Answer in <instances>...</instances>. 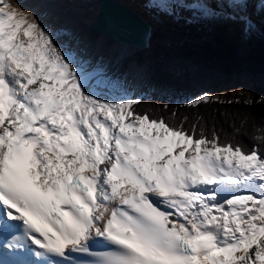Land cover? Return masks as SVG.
I'll list each match as a JSON object with an SVG mask.
<instances>
[{
  "label": "bare ground",
  "instance_id": "obj_1",
  "mask_svg": "<svg viewBox=\"0 0 264 264\" xmlns=\"http://www.w3.org/2000/svg\"><path fill=\"white\" fill-rule=\"evenodd\" d=\"M90 1L0 0V14H4L0 16V89L3 92L0 97V178L11 163L15 143L25 142L33 136L34 148L27 171L34 182L47 187L69 172L77 173L82 169L94 178L99 198L94 234L103 235L113 228L120 220L122 210L145 195H155L167 205H172L174 197L191 195L195 201L185 209L175 208L171 223L179 226L180 216L199 222L201 219V226L214 232L218 245L216 250L200 257L196 264H264V217L255 214L260 206H264V187L261 193L255 194L252 189L260 188L243 182L247 173H234L233 167L224 164L216 168L208 159L203 163L200 150L192 141L187 152L180 151L172 139L146 143L137 137L126 139L129 142L123 143L122 150L116 149L115 141L120 136L117 123L122 116L97 111L94 115L81 103L78 106L71 103L74 107L66 101L55 104L52 94L40 90L31 94V81L42 69H52L53 65L48 60L42 65L39 51L27 45L34 30L44 21L50 22L49 26L65 23L67 28L70 25L76 28L82 18L87 19L91 29L89 24L97 16L99 5L96 0L94 4ZM119 1L141 10L146 22L153 27L154 35L157 23L146 14L150 9L144 0ZM9 33L15 34L16 44L6 51L5 39ZM99 34L100 39L91 44L85 36L78 47L98 54L104 40L110 38ZM25 49L31 51V58L21 65L16 62V54ZM135 50L140 51L133 45L114 41L109 53L112 58L118 52L120 59H124L132 56ZM80 56H84L81 51ZM95 61L96 56L92 55L90 64L94 66ZM105 66L108 72L113 68L111 62ZM146 70L145 65L139 66L135 61L126 75L135 93L146 82ZM129 105L130 100H127L122 114ZM128 216L132 217V214ZM198 224L194 223L195 228ZM8 235L18 239L19 248H32L30 238L20 234L14 224L0 230V243ZM257 247L260 253L254 251Z\"/></svg>",
  "mask_w": 264,
  "mask_h": 264
},
{
  "label": "rangeland",
  "instance_id": "obj_2",
  "mask_svg": "<svg viewBox=\"0 0 264 264\" xmlns=\"http://www.w3.org/2000/svg\"><path fill=\"white\" fill-rule=\"evenodd\" d=\"M144 3L150 9L146 14L157 23L150 52L135 50L124 59H120L118 52L110 57L114 41L108 37L98 54L78 47L86 37L91 44L101 36L89 29L87 19H80L76 28L71 25L67 28L65 23L52 27L50 22H40L27 45L39 51L42 65L46 60L53 65L52 69H40L36 81H31V94L40 90L52 94L55 104L66 101L78 106L81 103L94 115L97 111L122 116L117 123L120 136L115 141L119 150L123 143L129 142L126 139L135 137L146 143L172 139L183 152H187L192 141L200 150L203 163L208 159L216 168L224 164L233 167L234 173L244 171L247 174L243 182L259 187L252 189L258 195L264 187V173L255 157H243L231 153L228 147L222 149L209 142L195 143L183 135L151 125L145 119H135L129 110L140 96L191 103L204 97L251 101L257 96L258 102L264 103V34L258 18L264 0H144ZM204 7H208L207 10ZM3 15L1 12L0 16ZM5 40L6 51L12 50L16 44L15 34L9 33ZM92 55L96 56L94 66L90 64ZM30 58L31 51L27 49L16 54V62L21 65ZM135 61L147 67L146 82L136 93L126 78ZM110 62L113 68L108 72L105 65ZM127 100L130 105L122 114ZM259 209L255 214L263 218L264 206ZM254 251L261 252L258 247Z\"/></svg>",
  "mask_w": 264,
  "mask_h": 264
},
{
  "label": "trees",
  "instance_id": "obj_3",
  "mask_svg": "<svg viewBox=\"0 0 264 264\" xmlns=\"http://www.w3.org/2000/svg\"><path fill=\"white\" fill-rule=\"evenodd\" d=\"M258 18L264 34V6ZM129 113L195 143L209 142L243 157H255L264 173V103L257 96L251 101L204 97L195 103L140 96Z\"/></svg>",
  "mask_w": 264,
  "mask_h": 264
},
{
  "label": "water",
  "instance_id": "obj_4",
  "mask_svg": "<svg viewBox=\"0 0 264 264\" xmlns=\"http://www.w3.org/2000/svg\"><path fill=\"white\" fill-rule=\"evenodd\" d=\"M96 1L99 10L89 24L92 30L109 36L113 41L133 45L140 51L149 50L153 27L146 22L141 10L119 0Z\"/></svg>",
  "mask_w": 264,
  "mask_h": 264
}]
</instances>
